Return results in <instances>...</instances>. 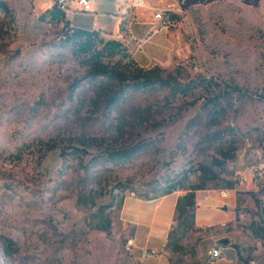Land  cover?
<instances>
[{"label":"rangeland","instance_id":"374dc122","mask_svg":"<svg viewBox=\"0 0 264 264\" xmlns=\"http://www.w3.org/2000/svg\"><path fill=\"white\" fill-rule=\"evenodd\" d=\"M91 1L94 13L67 17L126 47L111 66L181 69L201 85L117 100L64 24L44 19L54 0H0V264H141L121 220L128 197L221 192L243 171L253 181L236 221L180 232L169 252L173 264H264V0ZM221 90L226 111L212 122L205 98Z\"/></svg>","mask_w":264,"mask_h":264},{"label":"trees","instance_id":"16d2710c","mask_svg":"<svg viewBox=\"0 0 264 264\" xmlns=\"http://www.w3.org/2000/svg\"><path fill=\"white\" fill-rule=\"evenodd\" d=\"M52 24H64L66 33V40L68 42H74L78 46L77 53H83L89 56V78L98 79L103 78L107 81H112L117 84L119 92L117 100L121 99V95L128 91H169L167 100L170 97H190L194 93L196 87L201 83H184L182 81V70L177 69L171 74H166L161 68H153L151 70H145L135 63H128L123 65L122 63H116L111 66L119 57L129 58L130 52L119 41L109 40L104 41L100 38L97 31H86L76 28H71V22L67 17L66 12L59 9L56 5L47 11L43 16ZM130 54V55H129ZM78 86H75V89ZM235 91H239L238 89ZM240 93V91H239ZM121 94V95H120ZM123 97V96H122ZM201 96L200 99H202ZM229 97L227 90H221L218 93L211 94L205 98L206 117L211 121H216L217 117L224 113L226 100ZM191 103L190 105H193ZM49 149H53L54 146L47 144ZM219 162V161H218ZM235 183H226L225 189H234ZM203 190V188H181L171 187L164 192L163 196L144 199L145 201H152L158 198H162L171 195L176 192H186L187 195L179 200L177 207L176 226L171 232L170 239L173 243L176 234L183 232V234L194 229V209L196 207L195 194L197 191Z\"/></svg>","mask_w":264,"mask_h":264},{"label":"crops","instance_id":"0c3cea01","mask_svg":"<svg viewBox=\"0 0 264 264\" xmlns=\"http://www.w3.org/2000/svg\"><path fill=\"white\" fill-rule=\"evenodd\" d=\"M117 25L120 31L121 23ZM127 33L131 35L134 42L138 41L131 31V26L128 27ZM160 33L163 31L158 30L154 34L159 35ZM161 50L166 51V48L163 46ZM137 63L141 65V62L137 61ZM238 175L241 176L242 181L234 189H225L221 192L213 191V193L207 194L196 192L195 229L224 228L236 221L237 192L247 191L253 181L252 175L247 171L239 172ZM186 195V192H176L152 201L128 197L123 202L120 212L121 220L132 230L130 240L133 242V246L131 251L141 264H173L169 252L170 235L176 226L175 219L179 200Z\"/></svg>","mask_w":264,"mask_h":264},{"label":"built area","instance_id":"2783aa9c","mask_svg":"<svg viewBox=\"0 0 264 264\" xmlns=\"http://www.w3.org/2000/svg\"><path fill=\"white\" fill-rule=\"evenodd\" d=\"M54 2H55V5L62 11L66 12L67 15H69L70 12H73V13H80V12L94 13L95 12L94 3L91 0H54ZM134 6L143 7L144 4L142 2H136ZM155 19L157 21H162L163 15L157 14ZM257 171L261 173L264 172V164L260 165L257 168ZM224 195L226 196V194ZM128 245L130 248H132L133 242L130 240ZM211 255L214 259H217L220 257V252L219 250H215L211 253Z\"/></svg>","mask_w":264,"mask_h":264},{"label":"water","instance_id":"95a60500","mask_svg":"<svg viewBox=\"0 0 264 264\" xmlns=\"http://www.w3.org/2000/svg\"><path fill=\"white\" fill-rule=\"evenodd\" d=\"M221 244L227 246L229 244V242L227 240H224L221 242Z\"/></svg>","mask_w":264,"mask_h":264}]
</instances>
